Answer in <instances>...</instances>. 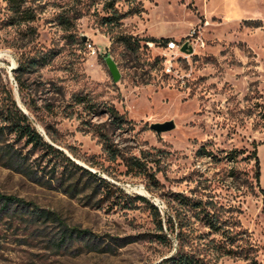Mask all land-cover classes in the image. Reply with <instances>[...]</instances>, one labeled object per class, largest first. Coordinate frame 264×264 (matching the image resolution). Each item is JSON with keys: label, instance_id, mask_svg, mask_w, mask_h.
Here are the masks:
<instances>
[{"label": "rangeland", "instance_id": "1", "mask_svg": "<svg viewBox=\"0 0 264 264\" xmlns=\"http://www.w3.org/2000/svg\"><path fill=\"white\" fill-rule=\"evenodd\" d=\"M132 9L141 14L106 21ZM21 10L0 0V112L12 99L46 141L130 198L89 202L86 175L63 157L42 158L0 121V195L30 204H0V264H158L176 251V237L153 238V213L135 197L165 221L172 193L222 207L244 253L264 264V190L253 155L264 139V0H21ZM165 40L194 42L172 74ZM107 106L125 115L120 129L95 115ZM167 121L171 131L151 129ZM100 130L126 156L145 153L157 183L110 160ZM78 177V191L67 192L66 181ZM205 253L209 264L250 262Z\"/></svg>", "mask_w": 264, "mask_h": 264}, {"label": "trees", "instance_id": "2", "mask_svg": "<svg viewBox=\"0 0 264 264\" xmlns=\"http://www.w3.org/2000/svg\"><path fill=\"white\" fill-rule=\"evenodd\" d=\"M11 11L17 15H26V12L21 10V0H5ZM140 10H129L125 14L113 16L107 18L108 23L114 21L120 22L126 17L139 15ZM259 27V26H256ZM124 43L131 47L132 44L129 39L124 38ZM170 40H165L168 42ZM147 42H157V40L149 39ZM139 48L138 45H136ZM41 65H46L45 58ZM41 60H36L35 63H39ZM19 86H21V80L16 79ZM84 100H78L79 104H82ZM96 116L109 115L111 123L115 128L120 129L126 122L125 115H121L114 106H107L106 110L98 109L95 112ZM0 121L4 123L2 129H7L10 134L17 136V139L24 141L25 145L31 146L33 150L40 152L41 157H63L65 161L73 167L78 173H83L89 178V181L85 183L81 191L89 187L91 190L87 196V200L92 202L95 200L97 206H101L103 203L109 202L120 197L128 200L130 197L119 187L109 182L107 179L102 178L97 173H93L90 170L76 164L64 152L57 149L54 145L46 142L44 137L34 128L29 116L25 114L11 99V106L4 112H0ZM0 129V132H2ZM100 141L102 143L103 150L107 153L110 160L115 161L121 159L127 168V173L133 176H142L147 178L151 183L156 184V176L149 171L148 165L150 162L147 160L145 153H142L141 157L126 156L116 144L110 142L108 134L98 131ZM255 166H256V181L259 184L260 180V162L258 159L257 148L253 152ZM75 178V177H74ZM69 178L66 181L65 189L68 192H76L81 186L80 177L76 180ZM93 181V183L90 182ZM171 203L173 204L172 213H168L162 218V211L151 203L149 200L142 196H136L137 201L147 204L152 211L154 219L158 226V232L152 235L161 244H170L169 237L173 235L177 240L176 251L169 257L163 259L158 264H209L206 258V251L215 256L216 259L222 257H244L249 260V264H257L255 260H251L248 254L244 253L243 247L238 243L240 240L238 236L240 232H236V227H232L230 220L224 216V210L222 207H218L211 201H205L195 199L182 193H172L170 195ZM21 203V205H20ZM17 201L11 197H5L0 195V204L3 205V209H8L10 206H22L29 207L30 204ZM171 206V205H170ZM46 219L49 217V213H42ZM198 227L203 228L204 231H200ZM198 240L203 245L202 250H199L194 246Z\"/></svg>", "mask_w": 264, "mask_h": 264}, {"label": "water", "instance_id": "3", "mask_svg": "<svg viewBox=\"0 0 264 264\" xmlns=\"http://www.w3.org/2000/svg\"><path fill=\"white\" fill-rule=\"evenodd\" d=\"M86 40H87V38L85 37V38H84V41H86ZM180 51H181L182 53H192V51H193V47H192L190 44L185 43V44L182 46V48L180 49ZM105 62H106V64H107L108 70H109V72H110V74H111L113 80H114L115 82H119L121 76H120V72H119V69H118L116 63L112 60L111 57H107V58L105 59ZM24 113L27 114L26 112H24ZM173 128H174V123H173V121H167V122H163V123H153V124L151 125V129H152L154 132H156V134H158V135H161L162 133H165V132L171 131ZM46 142H48V141H46ZM48 143H50V142H48ZM50 144H52V143H50ZM52 145H53V144H52ZM55 147H56V146H55ZM56 148H57V147H56ZM57 149H59V148H57ZM59 150H61V149H59ZM61 151L63 152V150H61ZM69 158H70L73 162H75L76 164L82 166L81 164H79V163H78L74 158H72L71 156H69ZM82 167H84V166H82ZM84 168L90 170V169L87 168V167H84ZM90 171L93 172L92 170H90Z\"/></svg>", "mask_w": 264, "mask_h": 264}, {"label": "built area", "instance_id": "4", "mask_svg": "<svg viewBox=\"0 0 264 264\" xmlns=\"http://www.w3.org/2000/svg\"><path fill=\"white\" fill-rule=\"evenodd\" d=\"M195 34V32H193L191 34V37L193 38V35ZM201 40H197L194 39V42H196L197 44H199L200 47H204L205 44L204 42H200ZM194 42H188V44H190L193 49H194ZM184 45V43H176L174 41H168V42H164L162 46V49L164 50V66H165V71L167 74H172L174 71V63L180 58L181 55H185V53H182L180 51V49L182 48V46ZM90 49H92V47L90 46ZM93 54H96V51L93 52Z\"/></svg>", "mask_w": 264, "mask_h": 264}, {"label": "crops", "instance_id": "5", "mask_svg": "<svg viewBox=\"0 0 264 264\" xmlns=\"http://www.w3.org/2000/svg\"><path fill=\"white\" fill-rule=\"evenodd\" d=\"M257 153H258V159H259L260 168H261L259 185H260L261 189L264 190V139L258 140V142H257Z\"/></svg>", "mask_w": 264, "mask_h": 264}]
</instances>
